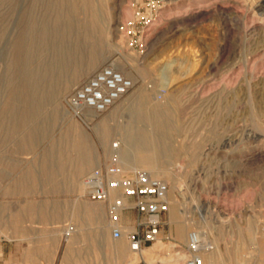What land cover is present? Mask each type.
<instances>
[{"label": "rangeland", "instance_id": "1", "mask_svg": "<svg viewBox=\"0 0 264 264\" xmlns=\"http://www.w3.org/2000/svg\"><path fill=\"white\" fill-rule=\"evenodd\" d=\"M144 1L0 0V264H180L165 260L192 230L214 245L206 264H264V0ZM106 64L134 86L78 115L68 99ZM149 154L170 207L153 257L130 263L84 176Z\"/></svg>", "mask_w": 264, "mask_h": 264}, {"label": "built area", "instance_id": "2", "mask_svg": "<svg viewBox=\"0 0 264 264\" xmlns=\"http://www.w3.org/2000/svg\"><path fill=\"white\" fill-rule=\"evenodd\" d=\"M171 0H145L153 15ZM155 17H151V19ZM134 86L130 76L112 64L96 70L82 82L68 99V104L78 115L82 110L95 113L107 111ZM86 196L91 200L108 202L112 236L121 238L124 233L134 249L146 246L159 238L163 214L169 210V184L153 176L148 170L135 168L126 170L117 163L94 167L84 176ZM130 208L144 215L138 227L124 230L120 224L121 213ZM125 231V232H124ZM188 256L180 264H206L203 253L214 245L205 242L197 230L190 231Z\"/></svg>", "mask_w": 264, "mask_h": 264}, {"label": "bare ground", "instance_id": "3", "mask_svg": "<svg viewBox=\"0 0 264 264\" xmlns=\"http://www.w3.org/2000/svg\"><path fill=\"white\" fill-rule=\"evenodd\" d=\"M58 19V18H57ZM58 21V20H57ZM58 23H59V21H58ZM77 43V42H76ZM62 44H63V42H62ZM75 51V50H74ZM55 59V62L57 63V65H62L63 63H65L66 62V60H67V57H66V54H64V53H62V52H60V53H56V57L54 58ZM251 62V61H250ZM97 65V61H94V60H90L89 61V63H88V70H90L91 68H93V67H95ZM83 70L81 69V70H77L76 72H75V76H74V81H79L81 78H83L84 77V75L86 74V72H82ZM91 113H93V114H96V113H94V112H91ZM152 119V122L153 123H155V124H157L159 121H157V119L155 118V117H152L151 118ZM159 120V119H158ZM233 137V136H232ZM250 137V136H249ZM254 138V137H253ZM257 140V139H256ZM161 155V154H160ZM126 157H127V155H125ZM152 157H154V155H152V154H149V155H147V156H144V158L142 157V162H140V163H137L136 164V166H138L139 168H146V170H148L153 176H157V177H159V178H162V176L165 174V172H164V170L163 169H160L159 167L158 168H155L154 166H153V164H155L154 162V160H152ZM155 158H158V157H156L155 156ZM121 161V160H120ZM126 162H129V161H126ZM122 165V164H121ZM126 168V167H125ZM164 178V177H163ZM82 186H83V184H82ZM171 213H173V212H171ZM110 222L114 225V223L110 220ZM112 225V226H113ZM183 230H185V228L183 227V225H181V224H179L178 225V234H179V236L181 237V236H183ZM200 233V235L203 237V234L201 233V232H199ZM189 235H190V233L188 234V239H187V244H188V242H189ZM119 239H121V238H118L117 240H119ZM204 239V238H203ZM128 241V240H127ZM156 242V241H155ZM128 243L130 244V242L128 241ZM162 244V243H161ZM158 246H160L159 244L158 245H153V246H151L150 248H148V249H145L144 247L145 246H143V247H141V248H139V249H134L132 246H131V244H130V251L132 252V255H131V261H130V263H133V262H135L136 260H138V258L139 257H143V258H152L153 256V254H155V252H156V249H158ZM147 247V246H146ZM127 250V248H126V245L124 244V243H119L118 244V252L119 253H125V251ZM129 250V249H128ZM212 251H214V248L212 249V250H209V251H205L204 253H203V257H204V261H205V263H207V258L205 257V255L206 254H208V253H210V252H212ZM127 252V251H126ZM130 253V252H129ZM185 253H177L176 255H174V256H171V257H169V258H167L165 261H168V262H175V261H183V260H185L186 259V257L188 256V254L185 256L184 255ZM211 264H215V261L213 260V261H211L210 262Z\"/></svg>", "mask_w": 264, "mask_h": 264}, {"label": "crops", "instance_id": "4", "mask_svg": "<svg viewBox=\"0 0 264 264\" xmlns=\"http://www.w3.org/2000/svg\"><path fill=\"white\" fill-rule=\"evenodd\" d=\"M128 214H129V216L133 215L131 210H128Z\"/></svg>", "mask_w": 264, "mask_h": 264}]
</instances>
